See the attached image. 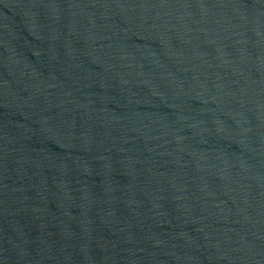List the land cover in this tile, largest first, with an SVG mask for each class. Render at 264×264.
I'll list each match as a JSON object with an SVG mask.
<instances>
[{
  "label": "water",
  "instance_id": "1",
  "mask_svg": "<svg viewBox=\"0 0 264 264\" xmlns=\"http://www.w3.org/2000/svg\"><path fill=\"white\" fill-rule=\"evenodd\" d=\"M0 264H264V0H0Z\"/></svg>",
  "mask_w": 264,
  "mask_h": 264
}]
</instances>
